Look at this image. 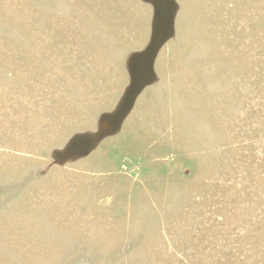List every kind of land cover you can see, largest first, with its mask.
Wrapping results in <instances>:
<instances>
[{
  "label": "rangeland",
  "instance_id": "1",
  "mask_svg": "<svg viewBox=\"0 0 264 264\" xmlns=\"http://www.w3.org/2000/svg\"><path fill=\"white\" fill-rule=\"evenodd\" d=\"M0 264H264V0H0Z\"/></svg>",
  "mask_w": 264,
  "mask_h": 264
}]
</instances>
